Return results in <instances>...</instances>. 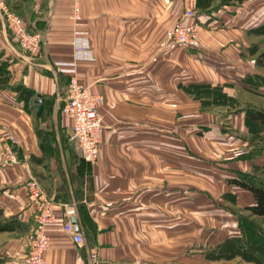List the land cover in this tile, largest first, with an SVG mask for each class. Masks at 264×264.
Returning <instances> with one entry per match:
<instances>
[{"label":"crops","instance_id":"crops-1","mask_svg":"<svg viewBox=\"0 0 264 264\" xmlns=\"http://www.w3.org/2000/svg\"><path fill=\"white\" fill-rule=\"evenodd\" d=\"M3 1L41 44L34 55L20 48L0 16V264H23L37 213L29 180L55 204L45 264H180L196 247L240 235L239 216L196 194L230 195L240 210L253 204L225 180L264 165V128L250 132L244 111L264 110V97L244 89L261 70L253 31L264 23V0L203 8L198 0ZM178 22L198 24V49L167 42ZM78 42L90 57L75 60ZM71 74L102 97L103 127L98 161L82 172L75 165L72 185L66 166L79 149L60 111ZM193 84L221 87L226 104L205 107L183 89ZM8 138L16 163L3 164ZM70 204L82 244L64 231Z\"/></svg>","mask_w":264,"mask_h":264},{"label":"built area","instance_id":"built-area-1","mask_svg":"<svg viewBox=\"0 0 264 264\" xmlns=\"http://www.w3.org/2000/svg\"><path fill=\"white\" fill-rule=\"evenodd\" d=\"M77 12V9H75ZM0 16L12 35L13 40L28 53L34 55L38 52L41 44L40 36L30 32L23 21L10 11L3 0H0ZM192 11L184 12L185 18L193 17ZM167 42L189 49H198L200 46L198 35V24L191 22L187 24L176 23L166 32ZM88 44L78 42L75 44V60L90 57ZM102 97L91 94L82 87L76 76H69L65 98L61 108V114L71 120L69 139L77 143L80 158L88 166L96 164L99 158V146L102 134V118L98 106ZM10 142H4L2 146L3 164L16 163L15 153L12 148L15 139L8 138ZM27 197L37 205L34 228L29 234L26 243V252L22 260L23 264H45L44 255L49 247V239L45 228L56 220L55 204L45 196L35 180H29L25 184ZM64 214L66 223L64 231L71 235L77 244L83 243L82 236L74 231L75 224L71 218L76 216L74 204L65 205ZM89 259L92 256L89 255Z\"/></svg>","mask_w":264,"mask_h":264},{"label":"trees","instance_id":"trees-1","mask_svg":"<svg viewBox=\"0 0 264 264\" xmlns=\"http://www.w3.org/2000/svg\"><path fill=\"white\" fill-rule=\"evenodd\" d=\"M208 2H210V0H198L197 5L199 8H203L208 4ZM253 33L256 35H264V23L262 24V26L255 29ZM255 66L260 69L264 68V50L257 54V56L255 57ZM244 83L246 85L254 84L258 88H244L247 92L264 97V93H261L259 91V89L261 88L264 89V76H260L259 74L249 75L244 79ZM183 89L190 96L200 100L202 105H204L205 107H208L212 104L224 105L228 100V97L225 93H223L222 88L219 86H211L209 84H193L187 87L185 86ZM22 90L23 93L25 92L28 96L33 97L34 94L30 91L26 89ZM38 97L39 96H35V99ZM244 111L246 116V124L250 132L255 134L261 132V130L264 128V110L249 108L245 109ZM227 131L231 130L227 129ZM231 132L233 133V131ZM78 163L79 166H77V169L81 170L82 172V164H84L86 167L87 165L83 162L82 159H79ZM250 175L252 174H244L237 178H228L226 180V183L228 185L237 186L240 189H243L251 194L253 198V204L243 207L242 211L246 212L248 216L264 219V182L254 180L252 177H250ZM78 176L79 173L77 174V178ZM65 182L70 183V185L73 184L70 180L67 179L65 180ZM1 230H3V227H0V231ZM242 234L245 233H243L242 231ZM251 234L254 238L251 237L249 242H245L246 238L244 236L224 241L213 250V254L216 255L217 253L218 257L220 258L224 256L225 258L239 256L256 264H264V231L261 233V236L258 234V232H254V234Z\"/></svg>","mask_w":264,"mask_h":264},{"label":"rangeland","instance_id":"rangeland-1","mask_svg":"<svg viewBox=\"0 0 264 264\" xmlns=\"http://www.w3.org/2000/svg\"><path fill=\"white\" fill-rule=\"evenodd\" d=\"M227 1H233V0H221L220 2L222 3V2H227ZM238 1H241V0H238ZM198 29H199V26H198ZM198 35H199V31H198ZM256 42H257L256 43L257 44L256 51H257V54H259L260 52H262L264 50V35H258ZM258 69H260V68H258ZM258 74L260 76H264V68L261 69ZM244 86H245V88L248 87V88L258 89L254 84H249V85L244 84ZM259 91L261 93H264L263 88L259 89ZM231 131H229V132H231ZM79 159H81L80 155H79ZM78 162H79L78 159L75 158L73 160L72 167L68 166V165L66 166L67 170H68L67 180H70L74 184H75V179H77V174H76V172H74V170H75L74 167H75V165L79 166ZM260 165H261V168L256 169L255 171H252V175H250V177H252L254 180L264 182V165H263V163H260ZM226 180H225V183H226ZM229 196L230 195L222 194L220 196V200L218 198V200L215 201L213 198H210V196L208 194L200 193V194H196V200L202 199L204 201H208L209 203L213 204V206L219 205L222 207L223 211H226V212H229L230 214L232 213V214H235L236 216H239L240 220L242 219L241 223L239 225L240 235L236 238H240V237L244 236L246 238L245 242H249V240L253 236L251 233L254 234V232H256V233L258 232V234L261 236V233L264 231V219L248 216V214L246 212H244L238 208H234L231 205L230 201H232V200ZM221 203H224V204L221 205ZM230 214H228V215H230ZM242 231L247 236L245 234H242ZM250 231H252V232H250ZM252 238H254V237H252ZM220 244H218V245H220ZM215 248L216 247L211 248V249H204L203 247H199V248L196 247L195 250L188 252L187 256L183 259L184 261H182V263L180 262V264H220V262H222V264H256L252 261H248V260L243 259L242 257H239V256H238V259H234V257L225 258V256L220 258V257H218L217 253H216V255L213 254V252H214L213 250ZM229 249H230V247H229ZM236 260H239V261L236 262Z\"/></svg>","mask_w":264,"mask_h":264},{"label":"water","instance_id":"water-1","mask_svg":"<svg viewBox=\"0 0 264 264\" xmlns=\"http://www.w3.org/2000/svg\"><path fill=\"white\" fill-rule=\"evenodd\" d=\"M34 104H35V112H36V115L39 116L41 114V111H42V100L40 98H36L34 100ZM71 222L73 224H75V230L78 231V227L76 225V219L75 218H71Z\"/></svg>","mask_w":264,"mask_h":264}]
</instances>
